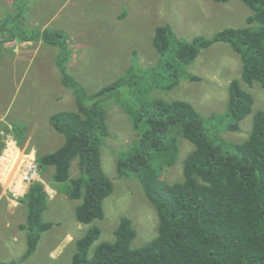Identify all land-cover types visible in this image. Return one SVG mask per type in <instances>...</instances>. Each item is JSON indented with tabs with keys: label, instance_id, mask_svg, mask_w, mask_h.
I'll return each instance as SVG.
<instances>
[{
	"label": "rangeland",
	"instance_id": "rangeland-1",
	"mask_svg": "<svg viewBox=\"0 0 264 264\" xmlns=\"http://www.w3.org/2000/svg\"><path fill=\"white\" fill-rule=\"evenodd\" d=\"M65 1L0 0V141L7 145L13 137L22 151L9 179L1 182L4 191L0 185V263L69 264L78 250V239L91 225L102 229L91 249L93 254L101 242L115 241V230L123 217L132 219L137 232L133 248L145 246L159 233V213L141 179L118 172V159L126 157L128 148L139 138L130 115L113 97L106 102L111 134L101 147L104 169L114 183L113 192L104 201V219L92 224L79 222L75 211L83 200L69 198L66 188L54 179L55 167L41 169L37 181L43 182L51 195L44 218L56 225L43 232L31 257L20 260L28 247L27 231L21 228L29 214L27 203L22 201L28 190L14 195V175L25 159L24 152L34 151L38 156L65 143L66 136L52 125L50 117L77 109L76 88L91 95L131 74L139 81L140 95L148 101L182 99L192 103L205 117L208 135L224 145L247 140L255 113L264 110V86L258 82L250 86L242 80L243 60L229 43L217 42L203 49L195 61L181 68L179 83L171 89L165 86L173 70L161 68L162 56L153 44L156 27L165 24L175 34L172 44L178 39L211 38L225 28L247 26L254 11L242 0ZM44 29L64 33L61 45L38 38ZM14 35H33V40L19 45L21 37ZM64 76L72 80L69 86L64 84ZM234 79H241L255 98L254 111L241 122L239 131L227 129V118H208L226 110ZM13 124L27 128L28 139L23 145L12 132ZM194 147L193 142L181 138L177 163L171 167L156 164L165 183L184 179V160ZM71 175H79L78 160L73 162Z\"/></svg>",
	"mask_w": 264,
	"mask_h": 264
},
{
	"label": "trees",
	"instance_id": "trees-1",
	"mask_svg": "<svg viewBox=\"0 0 264 264\" xmlns=\"http://www.w3.org/2000/svg\"><path fill=\"white\" fill-rule=\"evenodd\" d=\"M242 1L254 11L248 18L249 25L225 28L211 38L196 36L172 44V27H156L153 44L162 56L160 66L173 70L165 89L176 86L181 68L217 42L229 43L241 56L243 81L250 86L257 82L264 86V0ZM254 23L258 25L252 26ZM38 33V38L53 45L63 42L64 33L60 31L45 29ZM14 36L33 40V35ZM63 82L69 86L72 80L64 76ZM130 83L133 86L128 90ZM76 89L77 109L50 117L66 141L57 150L37 156L40 168L55 167L54 179L66 188L69 198L83 200L75 211L79 222L92 224L104 219V201L113 192L114 183L104 169L101 147L103 139L111 134L106 102L116 97L130 115L139 138L128 148L127 156L118 159V172L141 179L157 207L160 224L156 238L133 248L137 232L132 219L123 217L115 230V241L101 242L93 254L91 249L102 229L91 225L78 239V250L69 264H264V110L255 113L247 140L224 145L208 135L205 117L192 103L182 99L148 101L140 95L139 81L131 74L91 95ZM254 105L253 94L244 88L241 79H234L226 110L208 118H227V129L239 131ZM12 132L22 145L28 139L27 128L13 124ZM181 138L195 145L184 160V179L165 183L156 164L171 167L177 163ZM5 148L6 143L0 141V156ZM75 160L79 175L74 177L71 169ZM50 200L41 181H34L22 198L29 214L21 225L28 241L21 261L36 252L43 232L56 225L44 218Z\"/></svg>",
	"mask_w": 264,
	"mask_h": 264
},
{
	"label": "built area",
	"instance_id": "built-area-1",
	"mask_svg": "<svg viewBox=\"0 0 264 264\" xmlns=\"http://www.w3.org/2000/svg\"><path fill=\"white\" fill-rule=\"evenodd\" d=\"M14 147V151H16L17 156L14 157L12 152L9 153L10 147ZM21 149L19 148L16 140L11 137L6 145V148L3 154L0 156V180L6 181L10 177V173L13 170V167H16L17 158L21 153ZM25 159L21 164L18 166L12 185L14 184L15 187L13 189L15 196H20L24 194L29 186L40 177V164L37 158V155L34 151L31 152H24ZM13 158V159H12ZM16 160V161H15ZM26 194V193H25Z\"/></svg>",
	"mask_w": 264,
	"mask_h": 264
},
{
	"label": "crops",
	"instance_id": "crops-1",
	"mask_svg": "<svg viewBox=\"0 0 264 264\" xmlns=\"http://www.w3.org/2000/svg\"><path fill=\"white\" fill-rule=\"evenodd\" d=\"M66 1H67V0H66ZM66 1H65V2H66ZM66 3H67V2H66ZM44 30H45V29H44ZM18 41H19V42H18L19 45H24V44H26V43H27V45H28V44H30V43L32 42V41H23V40H19V39H18ZM16 49H17V48H16ZM1 182H3V181L0 180V185H2V191H4V185H3ZM53 254H55V253H53Z\"/></svg>",
	"mask_w": 264,
	"mask_h": 264
},
{
	"label": "bare ground",
	"instance_id": "bare-ground-1",
	"mask_svg": "<svg viewBox=\"0 0 264 264\" xmlns=\"http://www.w3.org/2000/svg\"><path fill=\"white\" fill-rule=\"evenodd\" d=\"M14 150H15L14 147L11 146L8 152H9V153L12 152V155L17 156V153H16V151H14ZM12 159H13V158H12Z\"/></svg>",
	"mask_w": 264,
	"mask_h": 264
}]
</instances>
